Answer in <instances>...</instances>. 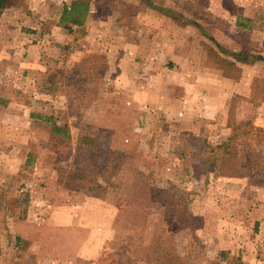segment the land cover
Returning <instances> with one entry per match:
<instances>
[{
	"label": "rangeland",
	"instance_id": "obj_1",
	"mask_svg": "<svg viewBox=\"0 0 264 264\" xmlns=\"http://www.w3.org/2000/svg\"><path fill=\"white\" fill-rule=\"evenodd\" d=\"M75 1L11 0L0 11V108L13 105L0 113V264H264V68L246 69L250 95L232 99L233 112L243 103L252 112H232L251 160L226 209L220 178L190 163L201 136L144 132L109 55L120 35L134 36L114 33L117 21L144 24L133 14L150 3L181 24L197 13L209 55L218 39L264 55V0H91V24L62 26L60 38L56 24ZM180 200L185 217L163 203Z\"/></svg>",
	"mask_w": 264,
	"mask_h": 264
},
{
	"label": "crops",
	"instance_id": "obj_2",
	"mask_svg": "<svg viewBox=\"0 0 264 264\" xmlns=\"http://www.w3.org/2000/svg\"><path fill=\"white\" fill-rule=\"evenodd\" d=\"M164 9L153 8L151 12L134 13L133 17L145 19L144 24L139 26L129 27L119 24L120 20L117 21L114 33H132L134 36L128 39L120 35L116 40L118 45H110L111 62L115 61L114 65L118 67V73L114 77L116 86L133 97L136 109L145 114L143 124L147 126L142 129L144 132L166 129V134L172 138L180 132L195 133L218 148H223L234 129L232 99L238 95L245 99L252 89L250 84L253 76L246 73V69L258 66L264 68V65L260 62L248 64L238 61L230 53L220 51V48L213 50V46L212 55H209L202 35L204 25L199 27L191 19L185 24L178 23L172 12ZM95 11L91 7L85 23L82 26L73 25V28L88 27L94 20ZM253 13L250 8L246 15L253 17ZM109 23L113 26L112 20L107 24ZM56 28L54 32L63 38L64 35L60 34V21ZM217 42L229 52L236 51L235 41L229 42V45L219 39ZM45 44L46 42L32 44L29 49H42ZM223 58L234 62L233 70L221 67ZM30 60L27 59L24 65L31 67L37 62L35 59ZM237 67L243 68L242 74L238 75ZM0 97L7 99V94L0 93ZM12 106V102L8 108L2 106L0 113H12ZM251 113V109L243 103L233 115L241 120L250 117ZM3 121L7 122L5 117ZM208 174L215 179L220 178L218 183L223 184L220 191L224 193L221 203L223 208L228 209L237 201L236 194L232 195L236 191L232 185L236 183L234 178L237 177H227L214 170ZM227 218L234 217L229 214Z\"/></svg>",
	"mask_w": 264,
	"mask_h": 264
},
{
	"label": "trees",
	"instance_id": "obj_3",
	"mask_svg": "<svg viewBox=\"0 0 264 264\" xmlns=\"http://www.w3.org/2000/svg\"><path fill=\"white\" fill-rule=\"evenodd\" d=\"M11 0H0V11L7 6V4ZM149 1V0H148ZM198 2H204L205 0H196ZM150 6L157 8L155 4L150 3ZM91 8V0H76L71 5L66 4L62 11L61 16V24L64 28L69 29L70 32H73L74 28L73 25L82 26L85 23V20L90 12ZM164 9V8H160ZM170 11L169 9H164ZM171 12V11H170ZM195 23L202 27L203 25L197 18V13L194 14L193 17ZM203 16H200L202 19ZM222 51L230 53L233 57H235L238 61H243L248 64H255V63H262L264 65V55L257 54L253 52L251 47L242 48L239 51H227L221 44H219ZM218 56H216L217 58ZM227 62V63H226ZM221 67L223 68H230L233 70L234 62L233 61H226L221 59ZM238 68V67H237ZM48 119V118H46ZM53 130L57 133L64 132V128L62 126H55ZM236 133V132H235ZM232 134L228 143L222 148H218L217 145L210 143L207 141L206 138H197V142L193 145V149L188 151L191 156V165L197 169H202V171L209 172V171H216L218 174L221 175H230L235 176L237 175L239 169H243L247 167V164L242 165V162H249L251 160V156L249 153L244 152L242 149L238 148L237 137L238 135ZM241 134V132H239ZM233 168V170H229ZM13 185V184H12ZM12 186L9 190H3V196H6L12 190ZM165 205H173L174 207H180L183 210L182 214L185 217L187 215L186 207L187 204L184 200L180 201H172V202H163ZM183 209H182V208ZM27 209H25V214ZM180 216V215H179Z\"/></svg>",
	"mask_w": 264,
	"mask_h": 264
}]
</instances>
